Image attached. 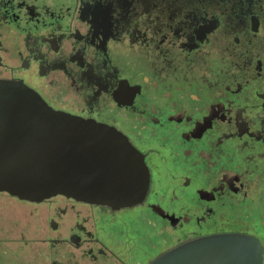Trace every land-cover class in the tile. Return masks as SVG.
I'll return each mask as SVG.
<instances>
[{"label": "flooded vegetation", "instance_id": "flooded-vegetation-1", "mask_svg": "<svg viewBox=\"0 0 264 264\" xmlns=\"http://www.w3.org/2000/svg\"><path fill=\"white\" fill-rule=\"evenodd\" d=\"M0 81L114 128L148 171L119 207L0 191V264H149L227 233L264 264V0H0Z\"/></svg>", "mask_w": 264, "mask_h": 264}, {"label": "water", "instance_id": "water-1", "mask_svg": "<svg viewBox=\"0 0 264 264\" xmlns=\"http://www.w3.org/2000/svg\"><path fill=\"white\" fill-rule=\"evenodd\" d=\"M128 151L114 128L55 110L20 82L0 81V191L130 205L144 194L148 171L143 162L132 165ZM134 172L141 174L139 184ZM149 264H262L261 247L248 235L215 234L184 242Z\"/></svg>", "mask_w": 264, "mask_h": 264}]
</instances>
